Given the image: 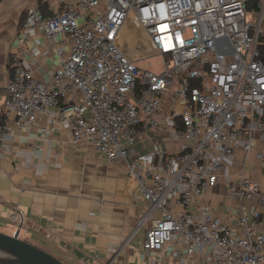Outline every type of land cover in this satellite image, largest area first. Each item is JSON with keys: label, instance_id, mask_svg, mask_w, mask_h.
I'll return each mask as SVG.
<instances>
[{"label": "built area", "instance_id": "obj_1", "mask_svg": "<svg viewBox=\"0 0 264 264\" xmlns=\"http://www.w3.org/2000/svg\"><path fill=\"white\" fill-rule=\"evenodd\" d=\"M128 21L144 31L152 56L124 53L119 41ZM38 37L59 56L48 81L26 67L35 56L30 42ZM16 41L0 145L11 125L31 129L58 108L72 121L73 144L88 143L119 163L144 132L160 128L155 118L170 108L180 118L174 134L181 149L160 153L149 166L140 160L127 166L137 195L150 203L136 228L150 225L143 249L160 252L183 240L188 256L207 250L214 264H264L259 183L244 174L228 183L240 202L242 232L201 203L237 152L248 155L256 136L264 138V0H61L49 16L29 6ZM153 57L161 59L160 71L139 67L137 60ZM70 94L81 102H68ZM255 152L264 170V151ZM171 196L180 213L169 207ZM252 201L258 206L245 204ZM9 220L21 238L26 214L11 208Z\"/></svg>", "mask_w": 264, "mask_h": 264}, {"label": "crops", "instance_id": "obj_2", "mask_svg": "<svg viewBox=\"0 0 264 264\" xmlns=\"http://www.w3.org/2000/svg\"><path fill=\"white\" fill-rule=\"evenodd\" d=\"M29 6L49 16L61 7V0H0V121L12 76V52ZM30 47L35 56L26 67L38 79L51 80L59 63L55 48L41 37L33 38ZM140 63L146 68L145 62ZM68 102L80 103L81 98L70 94ZM172 111L167 108L156 116L160 128L144 132L128 159L119 163L109 162L88 143L73 144L72 121L58 108L49 109L31 129L11 125L9 137L0 145V232L14 235L9 211L19 208L26 214L21 238L65 264H214L207 250L188 256L183 240L160 252L146 251L141 243L150 225L136 233L150 203L137 195L139 185L127 166L136 160L149 166L160 153L181 149L174 134L180 118ZM253 143L255 151H264L263 137L257 135ZM255 151L246 155L240 149L201 200L240 232V202L231 196L228 183L244 174L259 183L264 194V170ZM245 204L258 206L255 201ZM169 207L175 213L182 211L175 196L170 197ZM259 210L264 215V205ZM193 212L201 213L199 208Z\"/></svg>", "mask_w": 264, "mask_h": 264}, {"label": "water", "instance_id": "obj_3", "mask_svg": "<svg viewBox=\"0 0 264 264\" xmlns=\"http://www.w3.org/2000/svg\"><path fill=\"white\" fill-rule=\"evenodd\" d=\"M0 264H65L16 235L0 232Z\"/></svg>", "mask_w": 264, "mask_h": 264}, {"label": "rangeland", "instance_id": "obj_4", "mask_svg": "<svg viewBox=\"0 0 264 264\" xmlns=\"http://www.w3.org/2000/svg\"><path fill=\"white\" fill-rule=\"evenodd\" d=\"M253 16L251 15V13L248 14V22H253ZM125 37H127L128 39V43L131 45H134L135 47H142L145 48L147 45V41L148 38L145 35L144 31L141 29H138L136 27L133 26V24L131 23V21H128V23L125 26V32H124V38L122 40L119 41V45L120 47L124 50L128 52V55H130V57L132 58H138L137 56L142 53L141 50H137L135 48V51L131 50L129 48V44H124V39ZM125 47V49H124ZM141 55L143 56H152L151 53L149 52V50H145V52H143ZM140 57V56H139ZM140 62H145V66L146 68H143L144 65ZM162 61L159 57H153L150 60H141L139 61V67L145 70H152L154 72H158L162 69Z\"/></svg>", "mask_w": 264, "mask_h": 264}, {"label": "bare ground", "instance_id": "obj_5", "mask_svg": "<svg viewBox=\"0 0 264 264\" xmlns=\"http://www.w3.org/2000/svg\"><path fill=\"white\" fill-rule=\"evenodd\" d=\"M124 32H125V29H124ZM125 42H126V44H129L128 43V39H127V37H125V39H124V44H125ZM130 46H129V48L131 49V50H133V51H135V48L137 49V50H141V52L143 53V52H145V50H146V48H147V50H149V45H148V41H147V45H145L146 47L145 48H142V47H135L134 45H131V44H129ZM123 48V47H122ZM124 49H125V47H124ZM123 50V49H122ZM124 51V50H123ZM124 53L125 54H127L128 55V52L127 51H124ZM142 53H140L139 55H141ZM128 56H130V55H128Z\"/></svg>", "mask_w": 264, "mask_h": 264}, {"label": "trees", "instance_id": "obj_6", "mask_svg": "<svg viewBox=\"0 0 264 264\" xmlns=\"http://www.w3.org/2000/svg\"><path fill=\"white\" fill-rule=\"evenodd\" d=\"M262 49H263V60H264V47Z\"/></svg>", "mask_w": 264, "mask_h": 264}]
</instances>
